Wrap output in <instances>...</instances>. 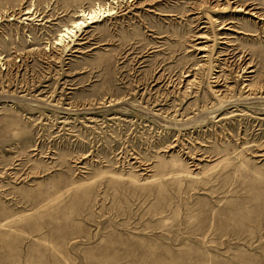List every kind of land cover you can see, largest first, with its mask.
I'll list each match as a JSON object with an SVG mask.
<instances>
[{"label": "rangeland", "instance_id": "rangeland-1", "mask_svg": "<svg viewBox=\"0 0 264 264\" xmlns=\"http://www.w3.org/2000/svg\"><path fill=\"white\" fill-rule=\"evenodd\" d=\"M238 6L264 15L0 0V264H264V22Z\"/></svg>", "mask_w": 264, "mask_h": 264}, {"label": "bare ground", "instance_id": "bare-ground-1", "mask_svg": "<svg viewBox=\"0 0 264 264\" xmlns=\"http://www.w3.org/2000/svg\"><path fill=\"white\" fill-rule=\"evenodd\" d=\"M115 1V0H113ZM249 7V6H248ZM235 13H241L245 12L246 14H251L252 16L259 18L260 21L264 22V15L255 13V9H247L244 6H238L236 7ZM31 12H28L30 14ZM258 14V15H257ZM114 15L113 10L110 8V6L103 7L101 5H97L92 10H83L79 13L77 16L78 20L73 22L70 26L65 27L58 35L57 39L55 40L54 44L55 46H61L68 41H73L74 38L77 37L78 33L82 31L84 28H87L89 25L102 22L106 18H110ZM225 27H220V30ZM227 30H231V28H226ZM200 39H203L204 37H198ZM68 44V43H67ZM226 44V43H225ZM244 70V69H243ZM252 72V71H251ZM186 77H189L187 75ZM221 76L216 77L214 83H216V86L219 85V82L221 81ZM193 85V83H191Z\"/></svg>", "mask_w": 264, "mask_h": 264}]
</instances>
